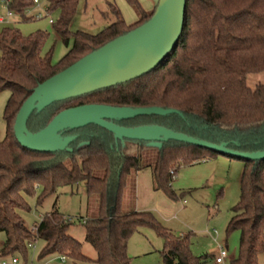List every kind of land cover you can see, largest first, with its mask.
Here are the masks:
<instances>
[{
    "label": "trees",
    "instance_id": "1",
    "mask_svg": "<svg viewBox=\"0 0 264 264\" xmlns=\"http://www.w3.org/2000/svg\"><path fill=\"white\" fill-rule=\"evenodd\" d=\"M46 1L47 12H59L52 23L55 32L65 45L72 40L57 63L51 60V50L44 51L47 32L23 35L16 27L0 31V92H9L2 116L5 135L0 137V232L5 236L0 256L17 255L25 260L31 246L41 241V256L57 254L59 260L64 256L74 264H132L128 240L140 228H150L164 240V264H199L200 258L190 252L188 237L174 235L150 211H124L122 200L130 177L146 166L152 169L154 189L176 199L171 183L178 168L221 154L167 141L158 143L151 161L142 155L148 142L123 140L138 146L137 155H127L121 140L96 125L63 131V137H73L63 151H33L16 140V114L38 84L140 26L154 11H145L138 0H125L138 16L128 24L117 5L106 1L114 21L89 34L69 30L79 0ZM31 5L32 0H11L8 9L30 20L33 17H26L25 12ZM259 73H264V0H186L178 42L153 70L115 86L53 102L40 111L35 109L25 124L34 133L60 111L85 104L159 107L175 112L114 122L125 127L159 125L214 144L227 143L230 149L241 152L264 150V84H248V77ZM242 161L239 198L226 227L227 233L239 232L238 253L230 264H264V160ZM78 183L98 201L94 217L78 218L85 241L95 250L94 260L83 254L81 243L68 233L74 219L64 217L55 205L34 226L35 231L20 215L21 210L29 209L26 197L36 191V205H41L58 187Z\"/></svg>",
    "mask_w": 264,
    "mask_h": 264
},
{
    "label": "rangeland",
    "instance_id": "2",
    "mask_svg": "<svg viewBox=\"0 0 264 264\" xmlns=\"http://www.w3.org/2000/svg\"><path fill=\"white\" fill-rule=\"evenodd\" d=\"M106 1L114 2L117 5L126 23L131 24L136 21L137 13L125 0H79L69 30L96 34L113 22L114 16ZM138 1L143 9H152V0ZM47 6L46 0H40L38 5H31L25 12L26 17L32 18L29 15L34 16L30 20H24L20 15L12 14L10 23L0 24V31L6 27H16L23 35L38 30L47 32L49 36L44 51L51 50V60L53 63H57L69 50L72 40H69L68 45H65L55 32L49 19H52L54 23L58 19L59 12L57 10L45 12ZM6 12V10L0 9V16L6 15ZM256 83L264 84V73L248 77L249 86L253 87ZM8 96L7 90L0 92L1 138L5 135L6 126L2 116ZM126 142L128 145H132L131 142ZM122 145L124 146V143ZM158 148L157 142H148L143 145L142 155L144 159L153 161ZM242 169V159L230 158L225 155H218L207 161L188 166H180L171 183V187L177 195L176 199H170L163 193L164 198H168L166 202H169L171 210L175 213L170 216L169 220H161L158 214L149 210L174 235L188 237L190 252L192 256L200 258L199 264H217L215 257L219 254V247L221 246L227 247L228 252V257L222 264H230L231 258L237 256L239 232L227 233L226 227L232 216V208L239 198ZM130 181L131 178L124 190L122 200L124 211L130 210L133 204L132 183L130 184ZM37 193L36 191L33 195L26 197L29 209L20 211L25 225L31 229L55 205V208L64 217L74 219V224L69 228L68 233L81 243L83 254L94 260L96 258L95 250L85 241V230L78 218L96 215L97 197L88 196L83 183L58 187L55 193L48 196L41 205H36ZM157 205L165 208L164 203ZM4 239V234L0 232V247ZM42 245L41 241L36 242L34 248L29 249V254L25 260L21 256L15 255L14 257L18 260L17 264H74L70 259L61 262L57 254L41 256ZM163 247V238L154 230L140 228L129 238L127 253L132 258V264H164L161 256ZM11 259L12 256H0V263L3 260L10 262ZM88 264L95 263L92 261Z\"/></svg>",
    "mask_w": 264,
    "mask_h": 264
},
{
    "label": "water",
    "instance_id": "3",
    "mask_svg": "<svg viewBox=\"0 0 264 264\" xmlns=\"http://www.w3.org/2000/svg\"><path fill=\"white\" fill-rule=\"evenodd\" d=\"M185 1L157 0L146 22L38 84L16 114L13 131L18 143L33 151H63L73 139L72 136L63 137V131L96 125L112 133L122 144L123 140L157 143L176 141L243 160H264V150L241 152L230 149L227 143L214 144L159 125L125 127L114 122L141 115L175 112L159 107L85 104L60 111L37 132L32 133L26 128V120L35 109L40 111L53 102L115 86L153 70L178 42L184 24Z\"/></svg>",
    "mask_w": 264,
    "mask_h": 264
},
{
    "label": "crops",
    "instance_id": "4",
    "mask_svg": "<svg viewBox=\"0 0 264 264\" xmlns=\"http://www.w3.org/2000/svg\"><path fill=\"white\" fill-rule=\"evenodd\" d=\"M157 0H152V9L146 10L147 12H150L154 9L156 5ZM0 9L5 10L4 8L0 7ZM7 14V13H6ZM12 14L8 17L6 15L0 16V24H8L10 23V18ZM30 16V15H29ZM3 19V20H2ZM138 19V17H137ZM136 19V20H137ZM134 143L132 145H128V142H124V146L122 145V151L124 154L127 155H137L138 149L137 145L134 146ZM207 161V160H206ZM203 162V161H202ZM130 184L132 186L133 191V204L131 209L135 211H153L156 214H158L161 218V220H169L170 216L174 214L175 212L171 210V206L169 202H166V199L164 198L163 192L159 190L154 189V182H153V176H152V169L150 166H146L137 172H135L131 177ZM168 201V200H167ZM153 203V204H151ZM165 204V208H161L160 205L157 204ZM2 244V243H1ZM234 258V257H233ZM232 259V258H231Z\"/></svg>",
    "mask_w": 264,
    "mask_h": 264
},
{
    "label": "built area",
    "instance_id": "5",
    "mask_svg": "<svg viewBox=\"0 0 264 264\" xmlns=\"http://www.w3.org/2000/svg\"><path fill=\"white\" fill-rule=\"evenodd\" d=\"M11 0H0V7L4 8L7 12L6 17L10 16L12 14L11 11H9L8 6L10 4ZM40 3V0H32V4L33 5H38ZM47 11V9H45V12ZM32 17H34L33 15H30ZM37 17V16H35ZM39 17V15H38ZM3 20V19H2ZM50 23H53L52 19H49ZM69 220H73L72 218H68ZM32 230L35 231V227H32ZM214 233H216V231L214 230ZM31 247L34 248V245H32ZM228 257V252H227V247H219V254L215 257V262L217 264H222L224 262V260ZM66 260V258L64 256H62L60 258L61 262H64ZM18 260L16 257H12L11 261H2L0 264H17Z\"/></svg>",
    "mask_w": 264,
    "mask_h": 264
}]
</instances>
